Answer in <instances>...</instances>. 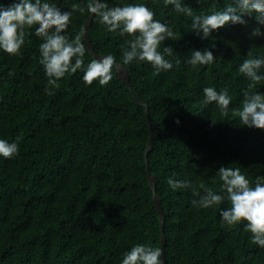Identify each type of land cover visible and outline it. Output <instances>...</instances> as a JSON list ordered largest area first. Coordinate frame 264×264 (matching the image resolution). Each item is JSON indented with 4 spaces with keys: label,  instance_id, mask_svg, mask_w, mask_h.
Masks as SVG:
<instances>
[{
    "label": "trees",
    "instance_id": "16d2710c",
    "mask_svg": "<svg viewBox=\"0 0 264 264\" xmlns=\"http://www.w3.org/2000/svg\"><path fill=\"white\" fill-rule=\"evenodd\" d=\"M12 2L0 0V5ZM42 2L61 11L74 3L85 8L72 14L61 34L71 40L83 33L85 66L97 59L85 36L92 14L88 0ZM104 2L149 7L154 19L174 32L175 39L166 38L158 48L173 49L165 54L173 67L157 72L134 59L125 65L133 91L116 67L104 86L98 80L87 85L81 70L49 86L40 63L43 39L35 34L39 25L25 26L19 54L0 49V139L19 147L11 158L0 156V264H121L123 253L137 244L161 249L162 221L147 165L165 211L166 264H264V247L252 242L246 221L221 223V210L230 207L227 199L199 208L192 204L198 197L191 187L173 190L167 183L173 177L222 194L220 167H239L253 186L264 177V129L241 125L238 116L251 83L239 66L245 59L264 58V35H251L258 26L264 33V25L253 14L244 17L246 26L229 23L201 39L191 30V18L164 0ZM181 3L204 15L234 0ZM99 20L95 15L90 28L95 51L122 63L125 41L133 37L109 32ZM206 48L215 58L211 64L186 62L193 50ZM205 87L228 89L227 115L215 102L205 104ZM252 91L264 94V80ZM134 94L150 112L155 140L148 162L149 120Z\"/></svg>",
    "mask_w": 264,
    "mask_h": 264
},
{
    "label": "clouds",
    "instance_id": "9594fccd",
    "mask_svg": "<svg viewBox=\"0 0 264 264\" xmlns=\"http://www.w3.org/2000/svg\"><path fill=\"white\" fill-rule=\"evenodd\" d=\"M164 4L173 5L176 12L190 17L191 30L201 39L210 37L213 30L229 23L246 26L248 21L244 17L253 14L257 24L264 25V0H234L224 10L213 8L210 14L204 15H194L193 9L183 5L181 0H164ZM86 7L88 12L100 18L99 22L109 32L118 31L121 36L127 34L133 37L125 41L128 47L122 49L123 65L137 59L149 62L157 72L173 67L165 59V54L171 55L173 49L164 47L161 52L158 48L166 38L175 39L174 32L165 23L155 20V13L145 4L109 7L104 0H88ZM77 11L83 14L85 8L74 3L70 11H61L59 7L42 0H13L7 6L0 5V49L11 55L19 54L25 43V26L39 25L35 34L43 39L39 45L40 63L45 69L49 86H57V81L66 73L74 74L77 70L83 72L82 79L87 85L96 80L101 86L107 85L113 79V68L118 66L115 57L107 55L102 59H92L85 66V46L81 40L83 33L76 34L71 40L61 34L67 29L72 14ZM251 35L260 36L264 33L258 26L252 30ZM248 56H252L251 51ZM214 59L213 53L206 48L203 51L193 50L186 62L193 66L208 65ZM262 66L264 58L245 59L239 66V72L251 81L244 91L242 108L238 112L240 124L249 128L264 129V94L252 91L264 80V75L259 74ZM203 93L205 104L215 102L221 113L227 115L231 98L226 87L219 92L213 87H205ZM18 151L17 143L0 139V156L11 158ZM218 175L222 181V194L207 188L203 183L197 188L187 180H175L173 177H169L167 183L173 190L191 187L194 196L198 197L192 200V204L199 208L207 209L227 199L230 207L221 210V223L235 226L246 221L244 230L252 234V242L264 247V177L258 176L253 186L239 167H220ZM199 189H203V194ZM161 256L160 248L137 244L123 253L121 264H162Z\"/></svg>",
    "mask_w": 264,
    "mask_h": 264
},
{
    "label": "water",
    "instance_id": "95a60500",
    "mask_svg": "<svg viewBox=\"0 0 264 264\" xmlns=\"http://www.w3.org/2000/svg\"><path fill=\"white\" fill-rule=\"evenodd\" d=\"M95 14H91L86 22L85 25V36H86V41L87 44L89 46L90 51L92 52V54L97 58V59H102V57L107 56V54H100L97 53L94 49V45L92 43V39L90 36V28H91V24L93 21ZM117 68H116V73L117 75L123 79L130 87V89L133 91L132 89V83H131V78H130V73L127 69V67L125 65H123L120 62H116ZM135 99L142 105H144L146 107V112H147V116H148V120H149V125H150V140L147 146V152H146V161L148 162V152L154 147V133H153V129H152V122L150 120V112L148 109V104L145 103L144 101H142L136 94H134ZM148 168V172H149V178H150V184L152 185L153 189H154V200L156 202L157 208L160 212V218L162 221V228H163V235H162V247H161V251H162V256H161V261L162 264H166V251H165V245H166V235L164 232V227L163 224L165 222V211L164 208L161 204V197L158 194L157 190H156V186H157V178L156 176L151 172L149 165H147Z\"/></svg>",
    "mask_w": 264,
    "mask_h": 264
}]
</instances>
